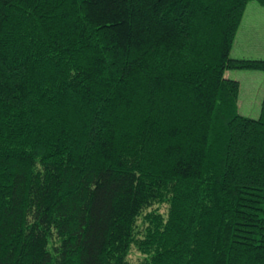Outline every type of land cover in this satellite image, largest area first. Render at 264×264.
I'll return each mask as SVG.
<instances>
[{"label": "trees", "instance_id": "obj_1", "mask_svg": "<svg viewBox=\"0 0 264 264\" xmlns=\"http://www.w3.org/2000/svg\"><path fill=\"white\" fill-rule=\"evenodd\" d=\"M250 1L0 0V264H264Z\"/></svg>", "mask_w": 264, "mask_h": 264}, {"label": "rangeland", "instance_id": "obj_2", "mask_svg": "<svg viewBox=\"0 0 264 264\" xmlns=\"http://www.w3.org/2000/svg\"><path fill=\"white\" fill-rule=\"evenodd\" d=\"M231 56L237 59L264 60V5L256 0L248 3L238 29ZM225 76L240 82L239 111L243 116L258 118L264 98V71L256 69H231ZM159 206L162 211L165 205ZM53 240H56L53 237ZM138 255L132 251L129 261L136 262Z\"/></svg>", "mask_w": 264, "mask_h": 264}, {"label": "crops", "instance_id": "obj_3", "mask_svg": "<svg viewBox=\"0 0 264 264\" xmlns=\"http://www.w3.org/2000/svg\"><path fill=\"white\" fill-rule=\"evenodd\" d=\"M234 47V46H233ZM233 50V49H232Z\"/></svg>", "mask_w": 264, "mask_h": 264}]
</instances>
